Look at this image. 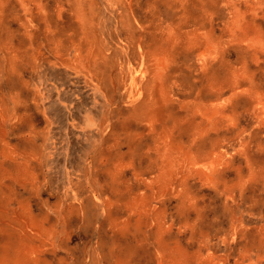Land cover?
Returning a JSON list of instances; mask_svg holds the SVG:
<instances>
[{
  "label": "rangeland",
  "instance_id": "obj_1",
  "mask_svg": "<svg viewBox=\"0 0 264 264\" xmlns=\"http://www.w3.org/2000/svg\"><path fill=\"white\" fill-rule=\"evenodd\" d=\"M0 264H264V0H0Z\"/></svg>",
  "mask_w": 264,
  "mask_h": 264
}]
</instances>
